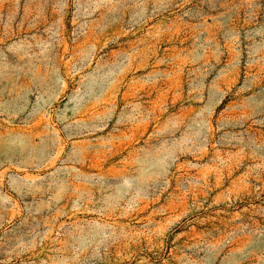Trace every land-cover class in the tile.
Instances as JSON below:
<instances>
[{"label":"rangeland","instance_id":"rangeland-1","mask_svg":"<svg viewBox=\"0 0 264 264\" xmlns=\"http://www.w3.org/2000/svg\"><path fill=\"white\" fill-rule=\"evenodd\" d=\"M0 264H264V0H0Z\"/></svg>","mask_w":264,"mask_h":264}]
</instances>
